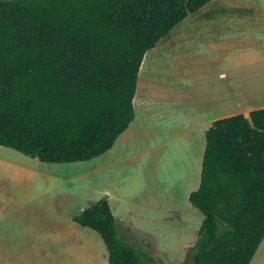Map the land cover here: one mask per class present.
<instances>
[{"label":"trees","instance_id":"trees-1","mask_svg":"<svg viewBox=\"0 0 264 264\" xmlns=\"http://www.w3.org/2000/svg\"><path fill=\"white\" fill-rule=\"evenodd\" d=\"M213 0H0V147L41 164L87 162L133 119L144 54ZM204 132L202 216L180 264H249L264 236V108ZM71 221L95 232L107 264H164L117 235L101 198Z\"/></svg>","mask_w":264,"mask_h":264},{"label":"rangeland","instance_id":"rangeland-1","mask_svg":"<svg viewBox=\"0 0 264 264\" xmlns=\"http://www.w3.org/2000/svg\"><path fill=\"white\" fill-rule=\"evenodd\" d=\"M245 6H252L251 28L242 19L249 12L232 8ZM263 24L264 0H213L186 16L142 58L131 121L139 129L133 136H124L120 152L113 156L110 150L121 135L109 152L73 164H41L0 147L18 166L1 164L0 199L10 190L18 195L26 190L27 197L45 206H49L48 199L56 198L63 227L76 229L80 244L94 247L96 264H107L99 237L71 222L107 195L119 237L143 258L180 264L202 219L187 196L198 186L199 138L204 140L200 132L182 133L192 125L190 121L197 123L195 109L200 104L210 100L226 103V86L241 110L264 106ZM218 72L228 78L226 83V79L218 82ZM145 98H149L154 118L141 109L147 107L143 106ZM141 121L149 123L140 125ZM2 174L11 181L1 179ZM139 218L145 223L141 232L131 231V223L122 225Z\"/></svg>","mask_w":264,"mask_h":264},{"label":"crops","instance_id":"crops-1","mask_svg":"<svg viewBox=\"0 0 264 264\" xmlns=\"http://www.w3.org/2000/svg\"><path fill=\"white\" fill-rule=\"evenodd\" d=\"M251 7L252 6L238 8L232 7L233 9H238L243 12H249L247 17L242 18L246 20L247 28H251L253 22ZM239 19H237V21ZM253 31H255V29H253ZM168 45L169 43H167V47ZM140 65H142V62ZM143 66L145 65L143 64ZM220 73L223 72L217 73L218 82L224 83L219 81ZM225 79L226 83L228 78L225 77ZM226 89L229 92L226 103L220 105L219 101L210 100L209 103L200 104V107L195 109L199 114L197 115V123L190 121V124L192 125L182 134L185 133L192 135L200 132V135L202 133L204 135V132L209 125L217 119L235 114H241L246 119L248 118V112L258 108H264L262 105L258 108L246 107L244 110H241L240 103L236 99V96L229 91V86H226ZM148 99L149 98H145V100H143V106L147 105V107L145 109L141 107V109L149 114L151 118H154L153 109L151 111V103L147 102ZM135 107L137 109L136 102ZM204 108L205 112L203 111ZM140 123V125H146L149 122L141 121ZM131 124L132 123L130 122L126 131L121 133V136L119 135L120 137L118 136L120 139L122 137V139L118 140L117 137L116 139L118 141L114 146L112 145L113 147L112 149L110 148L111 150L109 149L113 156L120 152L124 147L126 142L124 136H133V134L138 131L139 127L134 128ZM199 141L201 153L204 148V140L199 138ZM8 157L7 153L0 151V167H2L1 164L12 166L17 165ZM1 179H4L6 182L11 181L9 176L3 175ZM25 192L26 190L23 192L20 191V195H18L16 192L10 190L6 198L0 199V264H96L94 247L80 244L79 239L76 238L78 231L76 229L64 228L61 219H58V209L57 206L54 205V200H56V198L48 199L47 202L49 206H45L42 203H36L35 198L27 197ZM179 221H181V219H178L177 222ZM130 223L131 227L129 228H131V231H143L145 224L143 218L122 225H129ZM4 253L9 254V258H6V260L4 259ZM249 264H264V236L255 250Z\"/></svg>","mask_w":264,"mask_h":264},{"label":"built area","instance_id":"built-area-1","mask_svg":"<svg viewBox=\"0 0 264 264\" xmlns=\"http://www.w3.org/2000/svg\"><path fill=\"white\" fill-rule=\"evenodd\" d=\"M219 80H225V76L223 74H219Z\"/></svg>","mask_w":264,"mask_h":264}]
</instances>
